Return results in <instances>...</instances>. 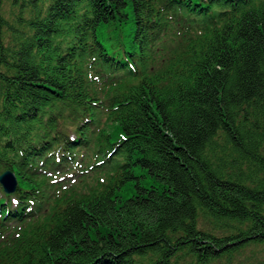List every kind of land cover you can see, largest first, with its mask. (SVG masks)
<instances>
[{"label":"trees","instance_id":"1","mask_svg":"<svg viewBox=\"0 0 264 264\" xmlns=\"http://www.w3.org/2000/svg\"><path fill=\"white\" fill-rule=\"evenodd\" d=\"M3 1L0 172L44 212L0 187V264H210L264 248V0H10L14 24ZM86 139L73 183L56 169ZM113 142L121 171L99 174Z\"/></svg>","mask_w":264,"mask_h":264},{"label":"rangeland","instance_id":"2","mask_svg":"<svg viewBox=\"0 0 264 264\" xmlns=\"http://www.w3.org/2000/svg\"><path fill=\"white\" fill-rule=\"evenodd\" d=\"M10 11L9 0L4 2V15L8 17ZM138 174L143 173V170L137 168ZM141 180L145 184H150L152 177L147 173L146 177H141ZM130 191H124L122 195L124 197L129 196ZM210 264H264V248L261 246H248L241 250L240 253H236L231 257L229 262H226V257L213 261Z\"/></svg>","mask_w":264,"mask_h":264},{"label":"water","instance_id":"3","mask_svg":"<svg viewBox=\"0 0 264 264\" xmlns=\"http://www.w3.org/2000/svg\"><path fill=\"white\" fill-rule=\"evenodd\" d=\"M0 180L3 182L7 191L13 190L15 185V178L13 177V174L11 172L4 171L2 174H0Z\"/></svg>","mask_w":264,"mask_h":264}]
</instances>
